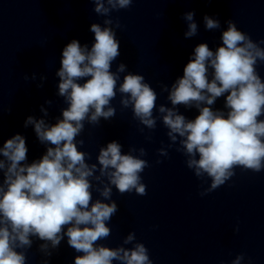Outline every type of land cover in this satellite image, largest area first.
<instances>
[{"label": "clouds", "instance_id": "obj_1", "mask_svg": "<svg viewBox=\"0 0 264 264\" xmlns=\"http://www.w3.org/2000/svg\"><path fill=\"white\" fill-rule=\"evenodd\" d=\"M92 3L105 19L89 25L90 44L72 38L61 49L55 72V95L63 101L59 115L46 119L48 109L41 105L39 118L30 114L23 121L45 150L29 161L20 132L0 144V264H27L26 252L34 240L39 241L40 264H49L62 240L75 253L72 264H153L133 231L115 247L101 242L109 236L108 221L117 211L113 187L120 193H145L140 175L148 166L145 149L123 151L112 139L91 161L79 138L85 123L98 125L115 115L112 101L118 94L121 108H130L144 128L154 129L159 117L169 146L176 145L187 168L207 184L201 195L223 185L237 167L264 169V78L256 68L264 63V38L253 40L232 19L221 29L219 19L204 14L206 30L221 29L219 43L214 48L206 41L194 45L182 74L162 88L169 101L165 105L156 102L157 92L143 74L128 71L123 61L112 68L120 55L116 29L122 25L110 13L129 8L133 0ZM182 18L184 37L195 36L194 10ZM220 97L222 107H214ZM180 106L195 109V115L187 117ZM157 151L167 156L164 148ZM244 262V253H238L227 264ZM246 264H252L250 258Z\"/></svg>", "mask_w": 264, "mask_h": 264}, {"label": "water", "instance_id": "obj_2", "mask_svg": "<svg viewBox=\"0 0 264 264\" xmlns=\"http://www.w3.org/2000/svg\"><path fill=\"white\" fill-rule=\"evenodd\" d=\"M189 10H194L198 31L185 38L182 14ZM204 14L219 19L221 29L232 19L253 40L264 38V0H133L129 8L110 13L122 25L116 29L120 55L112 68L123 61L128 71L143 74L157 92L156 102L168 105L162 88L182 74L194 45L206 41L214 48L219 43L221 29L206 30ZM104 19L93 11L92 0H0V144L20 132L26 137L29 161L45 150L23 121L30 114L39 118L41 105L48 109L46 119L59 115L63 101L55 95V72L61 49L72 38L90 44L89 25L103 24ZM256 68L264 78V63ZM119 99L118 94L112 101L113 117L98 125L85 123L79 138L91 161L112 139L123 151L143 147L148 161L140 173L145 193H120L113 187L117 211L108 221L109 236L101 242L115 247L133 231L153 264H227L238 253H244V264L249 258L252 264H264V169L237 167L223 185L201 195L207 184L187 168L176 145L169 146L159 117L148 130L133 119L130 108H121ZM222 105L220 97L214 107ZM179 110L189 118L196 112L183 106ZM160 148L167 156L158 153ZM38 243L34 240L27 250V264H40ZM74 255L62 240L49 264H72Z\"/></svg>", "mask_w": 264, "mask_h": 264}]
</instances>
